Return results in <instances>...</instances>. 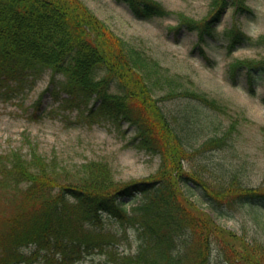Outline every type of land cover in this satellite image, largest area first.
Here are the masks:
<instances>
[{
    "label": "trees",
    "instance_id": "16d2710c",
    "mask_svg": "<svg viewBox=\"0 0 264 264\" xmlns=\"http://www.w3.org/2000/svg\"><path fill=\"white\" fill-rule=\"evenodd\" d=\"M117 1L139 18L168 13L157 0ZM232 2L236 11L249 10L245 0ZM212 4L216 8L200 24L197 43L219 20L228 0H212ZM231 32L230 46L249 38L239 28ZM230 67L231 73L245 67L252 85L254 70L264 68V61L242 59ZM45 68L52 72L51 82L56 74L65 77L61 87L68 100L93 98L86 119L134 126L128 144L158 155L160 161L153 175L122 182L114 179L107 162L90 160L80 166L77 178L64 170L66 178L60 182L54 165L33 150L31 158L16 151L0 156V186L18 187L12 197L21 198L17 209L3 218L0 264L29 263L38 257L40 264H72L103 249L112 264H209L210 236L219 228L209 212L193 205L181 186L200 187L218 215L223 214V203L264 205V185L240 187L232 179L215 190L209 180L185 168V161L196 151L220 146L222 139L212 136L197 147L187 143L159 104L173 91L162 97L152 95V78L157 80L161 74L158 64L130 47L85 2L0 0V93L11 96L29 87ZM100 70L103 74L97 77ZM113 81L121 93L110 92ZM178 94L209 102L188 89L174 93ZM107 218L134 229V252L115 253L117 235L105 229ZM28 246L32 248L26 253ZM245 250L241 264H264V249L249 244ZM226 253L234 264L235 251Z\"/></svg>",
    "mask_w": 264,
    "mask_h": 264
},
{
    "label": "rangeland",
    "instance_id": "374dc122",
    "mask_svg": "<svg viewBox=\"0 0 264 264\" xmlns=\"http://www.w3.org/2000/svg\"><path fill=\"white\" fill-rule=\"evenodd\" d=\"M82 1L130 47L158 64L161 74L157 80L152 78V95L162 97L173 91L170 98H162L159 104L187 143L197 147L212 136L222 139L220 146L196 151L185 161V168L209 180L215 190L232 179L240 187L263 186L264 68L254 70L255 81L251 85L245 67L231 73L230 65L242 59L264 61V0H245L249 8L245 11H236L234 2L228 0L219 20L199 43L200 24L216 8L212 0H157L168 13L147 18L136 17L122 1ZM234 28L249 38L230 46ZM102 74L100 70L96 76ZM51 76V70L45 68L29 87L11 96L0 93V156L16 151L31 158L33 150L54 165L60 182L66 178L64 170L69 177L77 178L81 175L80 166L90 160L107 162L114 179L122 182L143 179L156 172L159 156L128 144L134 126L127 128V123L86 119L93 98L68 100L61 87L65 77L56 74L51 82ZM185 89L206 96L208 104L174 95ZM109 90L121 93L114 81ZM185 117L189 119L186 121ZM181 188L198 210L209 212L219 228L210 236L209 264H232L226 258L230 250L235 251L234 264H241L240 257L249 244L264 249V205L223 203V214L218 215L210 209L200 187ZM18 189L9 184L0 186V228L4 216L17 209L14 208L21 198L12 196ZM105 229L117 235L113 244L115 253L136 250L132 227L107 218ZM31 248H24V252ZM40 262L38 257L18 264ZM72 264H112V261L103 249L93 250Z\"/></svg>",
    "mask_w": 264,
    "mask_h": 264
}]
</instances>
